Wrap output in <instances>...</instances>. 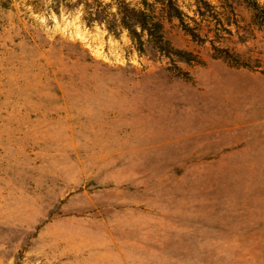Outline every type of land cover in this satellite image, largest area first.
Segmentation results:
<instances>
[{"label": "rangeland", "instance_id": "374dc122", "mask_svg": "<svg viewBox=\"0 0 264 264\" xmlns=\"http://www.w3.org/2000/svg\"><path fill=\"white\" fill-rule=\"evenodd\" d=\"M75 1L0 0V264H264V24L176 0L186 62Z\"/></svg>", "mask_w": 264, "mask_h": 264}, {"label": "trees", "instance_id": "16d2710c", "mask_svg": "<svg viewBox=\"0 0 264 264\" xmlns=\"http://www.w3.org/2000/svg\"><path fill=\"white\" fill-rule=\"evenodd\" d=\"M199 1L206 7L209 6L207 0ZM233 1L223 0L222 5L230 6ZM241 1L252 9L253 15L264 24V7L256 0ZM56 3L59 5L60 2ZM78 4L82 6L83 19L86 23H103L113 32L125 29L139 52L149 51L165 56L173 54L186 62L194 58L190 52L173 48L164 35V22L173 19H178L187 33L196 35L189 24L183 21V13L176 0H76L74 5ZM222 52L224 53L220 51L217 56L239 62L233 55L228 54L227 50ZM237 64L245 65L244 61Z\"/></svg>", "mask_w": 264, "mask_h": 264}]
</instances>
